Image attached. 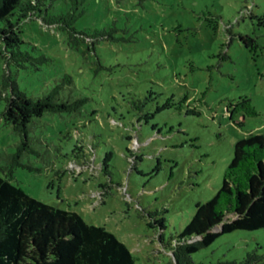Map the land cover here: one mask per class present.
I'll return each instance as SVG.
<instances>
[{
  "label": "rangeland",
  "instance_id": "rangeland-1",
  "mask_svg": "<svg viewBox=\"0 0 264 264\" xmlns=\"http://www.w3.org/2000/svg\"><path fill=\"white\" fill-rule=\"evenodd\" d=\"M41 2L105 37L87 51L40 19L21 25L25 47L50 62L21 70L0 57V96L6 76L40 97L69 74L61 95L83 102L34 118L16 154L21 136L4 123L0 98V175L112 232L137 264H174L170 245L219 190L235 142L264 133V0ZM244 98L257 115L231 120ZM250 252L264 262V228L222 234L191 258L241 262Z\"/></svg>",
  "mask_w": 264,
  "mask_h": 264
},
{
  "label": "trees",
  "instance_id": "trees-1",
  "mask_svg": "<svg viewBox=\"0 0 264 264\" xmlns=\"http://www.w3.org/2000/svg\"><path fill=\"white\" fill-rule=\"evenodd\" d=\"M41 0H0V57L16 69L33 67L40 70L50 58L34 54L25 46L21 25L32 19L57 28L65 34L69 45H87L94 50L105 34H88L74 27L76 14L68 12L49 16ZM46 17H44L45 15ZM248 45L251 38L241 39ZM32 50H36L32 46ZM73 83L64 74L52 88L40 97H30L8 76L0 96L5 102L1 113L6 125L21 136L17 153L28 145L27 129L34 118L45 113L70 112L83 102L62 97L66 86ZM235 114L255 116L257 110L249 98H244L228 110ZM238 125H243L239 122ZM18 157V155H16ZM11 171L0 175V264H137L128 247L112 232L89 224L76 212L44 203L11 182ZM164 227L163 222L160 223ZM264 228V133H250L238 139L214 196L195 205V211L184 230L170 245L174 264L195 263L191 256L210 245L222 234L237 230L256 231ZM197 239V240H195ZM216 264H264L254 252L241 262L219 261Z\"/></svg>",
  "mask_w": 264,
  "mask_h": 264
}]
</instances>
